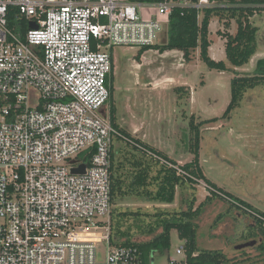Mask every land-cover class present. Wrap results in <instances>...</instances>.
<instances>
[{
  "label": "built area",
  "instance_id": "2783aa9c",
  "mask_svg": "<svg viewBox=\"0 0 264 264\" xmlns=\"http://www.w3.org/2000/svg\"><path fill=\"white\" fill-rule=\"evenodd\" d=\"M209 2L0 0V264H154L112 242L114 48L155 45L174 8Z\"/></svg>",
  "mask_w": 264,
  "mask_h": 264
},
{
  "label": "rangeland",
  "instance_id": "374dc122",
  "mask_svg": "<svg viewBox=\"0 0 264 264\" xmlns=\"http://www.w3.org/2000/svg\"><path fill=\"white\" fill-rule=\"evenodd\" d=\"M232 1L241 0H218L209 5H229ZM202 18L201 12L199 19ZM250 21L257 27V52L245 66L232 68L235 73L211 70L200 59L199 51L187 62L178 50L161 54L152 49L138 59V47L114 48L113 95L101 110L109 117L111 107H115L116 121L122 130L168 153L181 167L193 160L190 120L194 117L201 135L199 167L205 179L179 187L171 205L149 203L133 196L119 200L112 211L120 207L129 212H148L152 216L147 220L153 222L156 219L153 215L163 210L188 211L193 195H196L194 209L212 197L195 220L198 249L225 254L229 259L226 264H264V253L257 247L264 241L261 230L258 237H248L253 217L264 215V85L247 92L241 106L224 117L231 102L235 74L253 75L257 62L264 59V12L255 14ZM230 23V33L234 34L237 22ZM224 31V21L213 18L210 56L227 62L225 39L219 35ZM168 38L169 23H164L156 44L165 45ZM180 87L182 91L177 93ZM114 144L122 145L125 153L130 149L116 139ZM228 195L249 204L255 212L240 204L237 206L244 210L231 206L234 201ZM134 224L130 220L125 228ZM132 231L137 242H147L153 237L147 229ZM251 241H256V245L237 249ZM180 245L182 240L173 230L170 250L154 252L153 263L168 264L169 257L176 258L175 251ZM105 249L106 244L99 246L98 260H103Z\"/></svg>",
  "mask_w": 264,
  "mask_h": 264
},
{
  "label": "trees",
  "instance_id": "16d2710c",
  "mask_svg": "<svg viewBox=\"0 0 264 264\" xmlns=\"http://www.w3.org/2000/svg\"><path fill=\"white\" fill-rule=\"evenodd\" d=\"M134 3H158L161 0H127ZM198 4L200 0H192ZM215 2L218 0H209ZM203 13L202 20L199 19ZM264 12V0H241L232 1L229 5H210L199 10L194 6L176 7L169 18V38L165 45H152L141 48L137 58L155 49L161 54L178 50L183 53L185 61L190 62L199 51L200 59L211 69L220 72L235 71L248 64L257 52V27L250 19L257 13ZM213 18L224 21V32L220 36L225 39V52L227 62L216 61L209 55L211 41L210 22ZM236 20L238 28L236 33H230L231 21ZM14 23V22H13ZM15 25V24H14ZM229 64V65H228ZM235 73V72H234ZM264 85V59L257 62L253 75H241L236 73L232 79V98L224 113V117L230 116L232 111L241 106L247 92ZM182 87L176 89L181 93ZM113 95V89H112ZM112 99V96H111ZM115 107H111L110 118L113 126L119 131L120 136L116 140L119 144L125 143L130 147L127 153L124 149L114 144L112 152L111 184H112V204L126 197H137L149 203L171 205L175 202L177 189L190 182L194 184L197 180L205 179L200 167V131L199 126L194 122V117L190 120V131L193 134L190 145V152L193 160L182 167L179 166L169 155L144 141L134 138L125 130H122L116 121ZM117 147V148H116ZM116 148V150H115ZM182 170L180 173L178 168ZM195 193V191H194ZM196 194V193H195ZM215 197L217 195H214ZM229 196V195H228ZM208 197L197 209H194L196 195L188 211H162L153 215L156 219L153 222L147 220L152 216L150 213L141 211L129 212L120 207H115L111 216L112 222V242L117 245L135 246L141 249L145 257L154 252H165L171 248V233L176 230L181 240H188V257L190 264H226L229 259L225 254L218 251H200L197 244L198 225L195 223L201 210L210 201ZM234 201L233 207L243 205L246 209L254 211L247 203L237 198L230 197ZM243 209V208H240ZM244 210V209H243ZM143 216V217H142ZM145 216V217H144ZM251 233L248 237L254 239L261 233L264 236V215L254 216ZM134 221L133 226L126 227L130 221ZM114 221V224H113ZM146 229L152 239L147 242H137L134 240L135 232ZM264 253V241L257 246ZM196 254L195 257H192Z\"/></svg>",
  "mask_w": 264,
  "mask_h": 264
},
{
  "label": "water",
  "instance_id": "95a60500",
  "mask_svg": "<svg viewBox=\"0 0 264 264\" xmlns=\"http://www.w3.org/2000/svg\"><path fill=\"white\" fill-rule=\"evenodd\" d=\"M32 28H37V26L35 24H32ZM86 168H87L86 165H82L80 168L73 169V173L74 174H85ZM256 243H257L256 241L247 242V243H244L242 245H239L237 247V249L238 250H243V249H246V248H249V247H253V246L256 245Z\"/></svg>",
  "mask_w": 264,
  "mask_h": 264
},
{
  "label": "crops",
  "instance_id": "0c3cea01",
  "mask_svg": "<svg viewBox=\"0 0 264 264\" xmlns=\"http://www.w3.org/2000/svg\"><path fill=\"white\" fill-rule=\"evenodd\" d=\"M212 21V20H211ZM211 23V22H210ZM226 41V40H225ZM211 47V46H210ZM209 55H210V48H209ZM211 57V56H210ZM212 58V57H211ZM213 59V58H212ZM168 154V153H167ZM169 157L171 158V159H174L173 157H171L170 155H169ZM178 162L180 163H182L183 161L182 160H178Z\"/></svg>",
  "mask_w": 264,
  "mask_h": 264
}]
</instances>
